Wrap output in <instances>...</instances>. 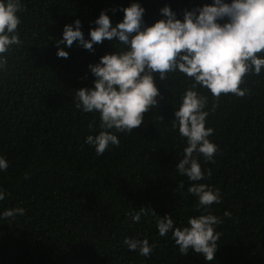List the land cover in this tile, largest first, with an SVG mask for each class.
<instances>
[{
  "label": "trees",
  "instance_id": "trees-1",
  "mask_svg": "<svg viewBox=\"0 0 264 264\" xmlns=\"http://www.w3.org/2000/svg\"><path fill=\"white\" fill-rule=\"evenodd\" d=\"M133 0H21L19 46L7 54L0 72V172L5 199L0 212L23 208V215L0 219V264H264V71L249 74L243 97H208L206 127L218 146L214 162L199 157V183L220 189L221 203L209 208L187 191L191 181L177 172L186 139L173 128L174 111L192 84L180 73L155 76L158 104L144 113L140 128L112 131L119 147L102 155L85 143L99 132V115L75 107V90L92 87L88 65L121 45L105 40L89 52L76 43L67 59L58 58L55 41L63 27L82 22L85 39L104 10L113 23ZM151 25L165 5L180 18L185 9L211 0H135ZM184 187L180 188L179 185ZM143 209L139 223L132 215ZM156 214H154L153 212ZM231 216L226 217L225 212ZM211 213L223 223L214 260L183 256L171 238L158 234L160 216L171 215L177 227L189 217ZM158 215V216H157ZM126 237L147 239L149 257L130 252Z\"/></svg>",
  "mask_w": 264,
  "mask_h": 264
},
{
  "label": "clouds",
  "instance_id": "clouds-1",
  "mask_svg": "<svg viewBox=\"0 0 264 264\" xmlns=\"http://www.w3.org/2000/svg\"><path fill=\"white\" fill-rule=\"evenodd\" d=\"M21 9V0H0V72L7 68V54L21 44ZM119 10L123 16L116 23L102 10L92 22L95 26L89 29L88 39L82 22L75 19L64 25L61 38L55 41L56 55L64 59L69 56L65 48L74 43L89 52L105 40L122 46L88 65L95 78L92 87L75 90V107L99 115L100 130L88 135L85 143L95 149L97 156L110 145L119 147L120 140L112 130L127 134L140 128L144 113L157 106L155 76L165 81L168 73L183 74L192 84L174 111L173 128L186 139L187 146L175 168L192 182L187 191L197 198L199 207L207 209L221 203L220 189L199 183L211 176V169L202 170L199 157L214 162L218 146L209 140L214 129L206 127L208 97L197 89H206L216 100L230 93L243 97L247 92L241 88L244 78L264 71V0H211L185 9L180 18L165 5L160 9L163 18L151 25L144 21L145 8L135 0ZM7 169V160L0 156V172ZM4 199L5 190L0 188V201ZM24 212L23 208L5 210L0 212V219ZM142 215L143 209L133 214V222L139 223ZM224 215L230 217L231 213L226 211ZM158 217V234L163 237L171 232L183 256L191 251L206 262L214 260L220 239L217 226L223 223L219 217L211 213L189 217L180 227L171 215ZM123 244L143 257H149L154 247L147 239L129 237Z\"/></svg>",
  "mask_w": 264,
  "mask_h": 264
}]
</instances>
